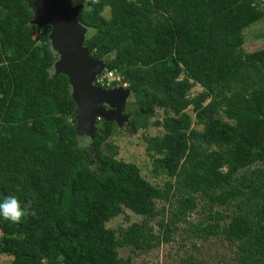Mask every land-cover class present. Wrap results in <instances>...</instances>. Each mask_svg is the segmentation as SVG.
<instances>
[{
	"label": "trees",
	"instance_id": "1",
	"mask_svg": "<svg viewBox=\"0 0 264 264\" xmlns=\"http://www.w3.org/2000/svg\"><path fill=\"white\" fill-rule=\"evenodd\" d=\"M69 1L82 4L76 17L90 56L126 82L128 131L162 128L143 141L153 172L167 179L157 187L115 158L114 120L97 119L91 139L77 133L67 77L53 71L49 25L30 23L25 0H0V201L15 195L27 206L19 223L0 217L6 264H129L117 248L171 241L198 199L206 214L191 226L196 237L221 236L236 264H264V47L246 52L240 36L218 42L264 18V5ZM195 84L201 90L190 96ZM156 108L163 117L149 121ZM123 208L141 221L107 228Z\"/></svg>",
	"mask_w": 264,
	"mask_h": 264
},
{
	"label": "rangeland",
	"instance_id": "2",
	"mask_svg": "<svg viewBox=\"0 0 264 264\" xmlns=\"http://www.w3.org/2000/svg\"><path fill=\"white\" fill-rule=\"evenodd\" d=\"M256 4L264 5V0H255ZM104 16H108V8L103 11ZM231 36L242 37V49L246 52L254 51L264 47V18L248 25L246 28L241 29L233 35L218 39V42L225 40ZM40 37V33L34 34V41L37 42ZM50 44V43H49ZM52 50V49H51ZM53 51V50H52ZM54 61L57 60V53L53 51ZM95 85V79L93 82ZM125 81L122 77L119 81L111 82L107 88L114 86H121L125 88ZM100 86V85H99ZM201 90V87L195 84L188 92L190 96L196 94ZM128 108L125 106L121 115H125ZM186 112L193 119V112L190 107L186 109ZM163 109L156 108L154 115L149 121L161 119L163 117ZM197 130L200 129L199 125L192 124ZM163 130L160 126H153L149 124L144 129H139L135 133L128 131V125L125 121L115 123V129L112 135L108 138L110 142L117 146L116 159L125 162L134 163L140 175L151 184L161 187L163 182L167 179L166 176L160 173H154L152 170V160L147 156L144 147L145 143L143 137H150L154 135H160ZM255 165H252V167ZM246 169H242L241 172H245ZM166 205L164 202L156 200V206L161 207ZM215 210H222L224 213L229 214V210L222 206L213 207ZM206 214L205 202L198 199L197 205L192 210L185 220L178 224V228L175 231L173 238L169 242H162L159 245L150 249H132L129 246H122L117 248L118 256L121 258H129V264H236L234 259V246L225 241L221 236L210 235L206 238L196 237L191 229V226L204 219ZM142 217L131 212L127 208H123V212L109 219L105 226L116 230L117 227H126L131 222H139ZM157 218L151 219L149 224L155 228V221ZM226 219L220 222L225 223ZM12 259V256L0 253V263H8Z\"/></svg>",
	"mask_w": 264,
	"mask_h": 264
},
{
	"label": "water",
	"instance_id": "3",
	"mask_svg": "<svg viewBox=\"0 0 264 264\" xmlns=\"http://www.w3.org/2000/svg\"><path fill=\"white\" fill-rule=\"evenodd\" d=\"M34 16L30 23L37 28L49 25L50 47L58 55L53 63L54 73L66 75L70 95L75 103L76 131L92 138L93 124L101 118L126 121L121 115L129 90L121 86L105 88L95 85L96 75L104 68L103 61L90 56L82 44L85 28L77 21V10L82 4L69 0H25Z\"/></svg>",
	"mask_w": 264,
	"mask_h": 264
},
{
	"label": "clouds",
	"instance_id": "4",
	"mask_svg": "<svg viewBox=\"0 0 264 264\" xmlns=\"http://www.w3.org/2000/svg\"><path fill=\"white\" fill-rule=\"evenodd\" d=\"M27 214V206L22 207L20 200L15 195H8L0 201V217L5 221L19 223Z\"/></svg>",
	"mask_w": 264,
	"mask_h": 264
},
{
	"label": "built area",
	"instance_id": "5",
	"mask_svg": "<svg viewBox=\"0 0 264 264\" xmlns=\"http://www.w3.org/2000/svg\"><path fill=\"white\" fill-rule=\"evenodd\" d=\"M41 34L40 31H37ZM122 78L115 70H105L104 68L100 71L95 77V83H98L100 86L107 87L112 81L116 82ZM126 85V83H125Z\"/></svg>",
	"mask_w": 264,
	"mask_h": 264
},
{
	"label": "crops",
	"instance_id": "6",
	"mask_svg": "<svg viewBox=\"0 0 264 264\" xmlns=\"http://www.w3.org/2000/svg\"><path fill=\"white\" fill-rule=\"evenodd\" d=\"M72 4V3H71ZM107 8V7H106Z\"/></svg>",
	"mask_w": 264,
	"mask_h": 264
}]
</instances>
